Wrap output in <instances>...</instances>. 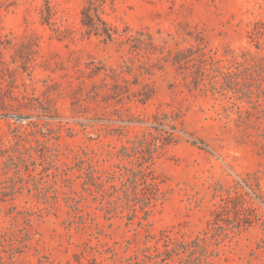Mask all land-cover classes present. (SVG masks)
<instances>
[{
	"label": "rangeland",
	"instance_id": "rangeland-1",
	"mask_svg": "<svg viewBox=\"0 0 264 264\" xmlns=\"http://www.w3.org/2000/svg\"><path fill=\"white\" fill-rule=\"evenodd\" d=\"M19 142L0 264H264V0H0V150ZM128 166L155 185L137 201Z\"/></svg>",
	"mask_w": 264,
	"mask_h": 264
},
{
	"label": "trees",
	"instance_id": "trees-1",
	"mask_svg": "<svg viewBox=\"0 0 264 264\" xmlns=\"http://www.w3.org/2000/svg\"><path fill=\"white\" fill-rule=\"evenodd\" d=\"M81 24L83 27L87 29H95L94 31L102 36L109 38L108 32H107V26L106 23L101 19L100 15L97 12L91 11L88 7L84 8L81 12ZM192 137V136H191ZM194 141H200L195 139ZM27 142H19V144L11 145L10 147L4 148L0 150V156L4 158L5 161V167L1 169V175L5 180L8 182V187L5 189L3 194L4 198L9 197V199H12L15 197V195L18 193L19 189H24V185L21 184L20 187H17L18 179H13L9 176L11 172L13 173H19L20 171L18 169H15L14 166L16 165H22L25 163H28L33 160V152L32 148L25 147V144ZM128 154L124 156V161H132L131 159L134 158V154L128 150ZM138 153L135 152V155ZM56 162H58V159H55ZM18 167V166H17ZM20 169V168H19ZM84 168L81 169V172H83ZM121 177L125 178L123 180V185L126 187L127 190H135L134 194L135 197H137L136 201L140 199V189L144 188H153L155 185L153 183V179L149 177V172L147 171L146 166H128L127 168H123L121 171ZM14 175V174H13ZM11 178V179H10ZM91 182L95 180V177L90 178ZM19 185V184H18ZM38 194V190H35ZM132 195V193H129ZM132 195V196H133ZM134 197V196H133ZM151 200L153 198H150ZM150 199H146V202H140L141 205H139L141 208L145 207L147 205L146 203H149ZM4 201V200H3ZM125 202H128L131 204V196H129V199L125 200ZM142 211V210H141ZM148 210H145L144 213H147ZM138 212V210H136ZM4 244V239H0V245ZM201 243H189V245H186L182 248L181 245L171 244L169 248H167V252L172 254L175 250L176 252H180L181 254L185 255L187 258L191 257L193 254H195L200 249ZM171 259L175 258L176 255L170 256ZM207 261L206 255H201V258L198 260L197 264H205ZM185 264H195L194 261Z\"/></svg>",
	"mask_w": 264,
	"mask_h": 264
}]
</instances>
